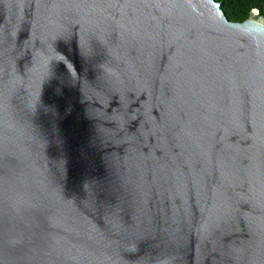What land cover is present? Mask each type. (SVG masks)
Segmentation results:
<instances>
[{
    "label": "water",
    "instance_id": "95a60500",
    "mask_svg": "<svg viewBox=\"0 0 264 264\" xmlns=\"http://www.w3.org/2000/svg\"><path fill=\"white\" fill-rule=\"evenodd\" d=\"M0 264H264L260 11L0 0Z\"/></svg>",
    "mask_w": 264,
    "mask_h": 264
},
{
    "label": "trees",
    "instance_id": "16d2710c",
    "mask_svg": "<svg viewBox=\"0 0 264 264\" xmlns=\"http://www.w3.org/2000/svg\"><path fill=\"white\" fill-rule=\"evenodd\" d=\"M228 20L232 22H243L256 8L264 16V0H215Z\"/></svg>",
    "mask_w": 264,
    "mask_h": 264
}]
</instances>
